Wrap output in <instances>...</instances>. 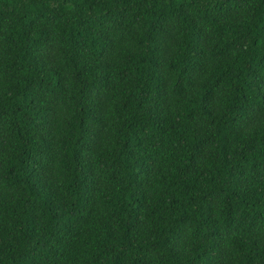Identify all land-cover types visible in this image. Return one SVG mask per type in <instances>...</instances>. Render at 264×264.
<instances>
[{"label":"trees","instance_id":"obj_1","mask_svg":"<svg viewBox=\"0 0 264 264\" xmlns=\"http://www.w3.org/2000/svg\"><path fill=\"white\" fill-rule=\"evenodd\" d=\"M0 264H264V0H0Z\"/></svg>","mask_w":264,"mask_h":264}]
</instances>
